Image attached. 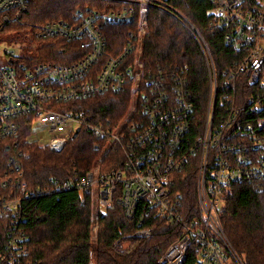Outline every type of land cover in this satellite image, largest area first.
<instances>
[{
    "label": "built area",
    "instance_id": "obj_1",
    "mask_svg": "<svg viewBox=\"0 0 264 264\" xmlns=\"http://www.w3.org/2000/svg\"><path fill=\"white\" fill-rule=\"evenodd\" d=\"M102 1L107 5L77 10L68 20L28 26L38 42L66 44L56 54L60 61L30 62L22 54L30 48L18 43L0 48L7 63L0 66V142L7 141L2 146L15 149L27 130L26 140L58 153L77 129L79 133L84 129L123 157L118 168L109 173L96 168L77 186L80 200L85 194L90 197V241L97 238L101 216L117 202L125 218L136 219L138 226L154 217L176 227L174 241L158 264H244L225 239L220 216L233 185L264 179V118L254 124L238 122L246 112L264 113V0H214L210 12L214 23L232 52L242 54L237 71L223 81L198 30L164 1ZM28 6V0H0V32L6 24L20 23ZM150 7L183 25L205 57L209 98L200 124L183 88L184 70L161 78L147 76L141 57ZM109 26L127 28L117 34L114 45ZM239 75L252 89L242 98L236 95ZM219 83L226 87L218 96ZM102 94L126 100L116 122H90L78 106L55 108ZM238 98L243 100L237 103ZM188 157L197 161L198 168L194 211L181 207L170 184ZM72 187L50 179L29 189L17 158L10 153L0 158V264H36L29 258L23 227L26 203ZM152 235L153 228H141L132 237ZM122 241L113 244L118 252L123 251Z\"/></svg>",
    "mask_w": 264,
    "mask_h": 264
},
{
    "label": "trees",
    "instance_id": "obj_2",
    "mask_svg": "<svg viewBox=\"0 0 264 264\" xmlns=\"http://www.w3.org/2000/svg\"><path fill=\"white\" fill-rule=\"evenodd\" d=\"M164 1L195 26L210 53L218 79H228L237 71L242 54L232 52L224 40V32L219 30L210 14L214 0H159ZM29 11L20 23L6 24L1 34L19 36L27 33L31 24L49 23L70 19L77 10L91 9L96 4L106 6L102 0H28ZM149 33L144 39L141 60L147 69V76L161 78L175 70H184V91L188 94L198 114L197 124L206 114L209 94L208 69L196 39L174 18L156 7L149 8ZM125 26L111 27L110 40L113 45L117 34L126 31ZM33 48L34 57L24 55L30 62H57L56 54L66 44L38 42ZM109 38V37H108ZM112 50V49H111ZM110 50V52H111ZM28 51V50H26ZM37 51V54H35ZM28 54H31L29 51ZM76 58V57H75ZM64 60V62H68ZM63 62V63H64ZM161 75V76H159ZM241 76V75H239ZM229 81H233L230 80ZM236 95L242 98L251 92L245 78H237ZM224 87L219 83L217 95ZM232 94V93H231ZM230 94V95H231ZM250 94V93H249ZM248 94V95H249ZM237 99V103L243 99ZM86 113L90 122L99 119L116 122L123 115L126 100L119 95H97L80 104L65 103L55 106L59 111L73 109ZM217 108V107H216ZM217 110V109H216ZM247 113V112H246ZM244 113L238 122L254 124L264 113ZM200 131V130H199ZM197 132L194 133V136ZM29 132L20 134L15 149H6L0 142V158L5 154L14 155L25 172L26 186L35 189L50 179L57 183H71L72 188L42 196L26 203V223L23 226L28 237L29 258L36 264H158L164 251L174 241L176 227L163 219L147 217L143 224L128 221L121 206L115 202L99 220V230L95 241H90L91 205L89 194L80 200L77 186L93 170L109 173L121 165L123 157L113 148L103 147L106 143L84 129L71 138L60 152H50L39 144L26 140ZM189 158V157H188ZM180 172L171 176V191L180 197L181 207L195 210L196 197V160L189 158ZM93 168V169H92ZM220 222L225 239L244 264H264V179L254 183L233 185L227 194ZM141 228H153L150 238H136L132 234ZM1 241H4L5 233ZM130 241L124 252L113 248L116 240Z\"/></svg>",
    "mask_w": 264,
    "mask_h": 264
},
{
    "label": "rangeland",
    "instance_id": "obj_3",
    "mask_svg": "<svg viewBox=\"0 0 264 264\" xmlns=\"http://www.w3.org/2000/svg\"><path fill=\"white\" fill-rule=\"evenodd\" d=\"M11 43L22 44V45H25V47L30 48V49L33 48L36 45V43H33L31 34L29 32L20 34V38L17 35L9 34V33L1 34L0 35V48H4L5 44L11 45ZM29 51L31 52V54H28ZM32 52L33 51L28 50L26 52L24 51L22 54L23 55H27V56L30 55V57H34V55L32 54ZM35 54H37V51H36ZM0 66H3V67L7 66V63L1 57H0ZM93 171H95V170H93ZM122 242L124 243V245L122 247V249H123L122 252H124L127 249V247L130 245V241L127 240V241H122Z\"/></svg>",
    "mask_w": 264,
    "mask_h": 264
},
{
    "label": "water",
    "instance_id": "obj_4",
    "mask_svg": "<svg viewBox=\"0 0 264 264\" xmlns=\"http://www.w3.org/2000/svg\"><path fill=\"white\" fill-rule=\"evenodd\" d=\"M79 133V129L76 130L75 134L73 135V138H75Z\"/></svg>",
    "mask_w": 264,
    "mask_h": 264
}]
</instances>
